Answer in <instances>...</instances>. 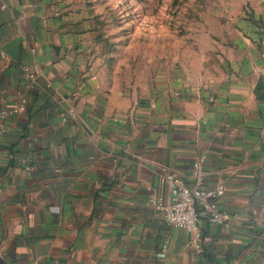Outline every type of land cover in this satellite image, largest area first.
<instances>
[{
    "label": "crops",
    "instance_id": "obj_1",
    "mask_svg": "<svg viewBox=\"0 0 264 264\" xmlns=\"http://www.w3.org/2000/svg\"><path fill=\"white\" fill-rule=\"evenodd\" d=\"M215 13L119 61L84 0H0V264H264V0ZM198 159L234 217L199 247L152 204Z\"/></svg>",
    "mask_w": 264,
    "mask_h": 264
},
{
    "label": "rangeland",
    "instance_id": "obj_2",
    "mask_svg": "<svg viewBox=\"0 0 264 264\" xmlns=\"http://www.w3.org/2000/svg\"><path fill=\"white\" fill-rule=\"evenodd\" d=\"M242 2L244 0H84V5L96 20L100 42L109 47L108 42L113 40L119 50L117 57L122 61L124 57L138 59L153 53L159 40L164 53L171 45L191 46L194 35L200 36L205 25H217L215 11L240 8Z\"/></svg>",
    "mask_w": 264,
    "mask_h": 264
},
{
    "label": "built area",
    "instance_id": "obj_3",
    "mask_svg": "<svg viewBox=\"0 0 264 264\" xmlns=\"http://www.w3.org/2000/svg\"><path fill=\"white\" fill-rule=\"evenodd\" d=\"M26 76L34 79L33 74L26 70ZM19 102L12 110L0 111V139L4 132V122L12 114L22 112L25 109L26 100L19 95ZM204 160L198 159L193 164L192 180L193 185H187L181 175L176 171L164 172L160 184L167 188L169 192V202L162 200H152L156 209L163 213L167 225L184 230L191 237L196 246L199 247L201 241V231L199 223L202 218L210 223L224 227L233 220V216L228 213L219 212L217 201L226 192L224 184H218L213 188L203 186ZM163 247L162 254L165 251Z\"/></svg>",
    "mask_w": 264,
    "mask_h": 264
}]
</instances>
